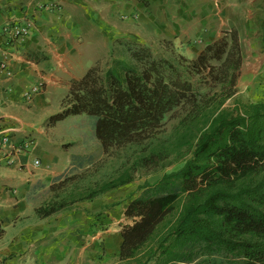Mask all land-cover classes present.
<instances>
[{"label": "trees", "instance_id": "obj_1", "mask_svg": "<svg viewBox=\"0 0 264 264\" xmlns=\"http://www.w3.org/2000/svg\"><path fill=\"white\" fill-rule=\"evenodd\" d=\"M241 60L237 42L225 37L186 64L145 43L118 39L110 58L74 79L62 109L49 116L51 126L71 115L96 116V137L108 151L141 142L166 113L191 103L168 139L77 198L93 200L129 184L140 168H156L171 155L183 161L129 197L124 214L133 222L121 229L119 247L125 264H186L199 249L223 250L238 257L237 264H264V101L234 98L224 105L236 92ZM205 71L222 84L220 91L196 89L191 76ZM65 201L54 200L38 213L64 209Z\"/></svg>", "mask_w": 264, "mask_h": 264}, {"label": "crops", "instance_id": "obj_2", "mask_svg": "<svg viewBox=\"0 0 264 264\" xmlns=\"http://www.w3.org/2000/svg\"><path fill=\"white\" fill-rule=\"evenodd\" d=\"M12 21H29L30 30L0 50L11 70L0 74V142L8 135V145L34 143L9 162L0 145V264H90L97 254L85 211H70L66 201L48 216L38 208L59 199L47 192L66 166L48 118L114 40L182 36L207 45L225 37L237 42L243 66L264 68V0H0V26Z\"/></svg>", "mask_w": 264, "mask_h": 264}, {"label": "rangeland", "instance_id": "obj_3", "mask_svg": "<svg viewBox=\"0 0 264 264\" xmlns=\"http://www.w3.org/2000/svg\"><path fill=\"white\" fill-rule=\"evenodd\" d=\"M122 38L145 43L155 53L168 57L179 64L188 63L205 47L202 43L192 39H190L191 42H184L182 36L169 39L153 38L148 42L129 37ZM122 38H117L110 43L106 53L98 61L104 64L110 58L112 49L117 45V40ZM211 62L219 66L221 61L212 60ZM259 72H264V68L243 66L241 60L239 74L236 78V92L234 97L227 99L224 105H233L234 98L243 101H264V79L256 80V75ZM191 77L199 92L213 93L221 90L222 84L214 81L211 78L212 75L208 74L207 71L193 74ZM61 107H63V101ZM190 107L189 101L182 102L166 113L160 127L153 131L150 136L142 139L141 142L113 147L108 151H104L96 137V116L89 114L71 115L58 123L56 130L61 136V138H57L59 140L58 150L60 156H64L66 166L64 172L53 180V186L48 190L47 198L51 196L64 198L66 203L71 205L68 208L70 211L82 210L86 212L89 219L86 224L91 236L89 243H98L99 246V250L97 254L92 256L90 264H125L119 255V247L115 246L113 241L116 235L121 236V229L125 224L133 222L132 218H128L124 214L129 197L132 193L139 192V186L145 181H155L164 172L181 166L183 161H176L171 155L156 168H140L136 172L134 180L129 184L110 189L93 200L80 201L77 198L89 189L98 187L100 183L116 177L125 166L130 165L137 155L148 152L150 146L168 139ZM79 202L83 203L84 207L80 204L77 205ZM237 261L238 257L223 250L201 253L199 249L193 260L186 264H237Z\"/></svg>", "mask_w": 264, "mask_h": 264}, {"label": "built area", "instance_id": "obj_4", "mask_svg": "<svg viewBox=\"0 0 264 264\" xmlns=\"http://www.w3.org/2000/svg\"><path fill=\"white\" fill-rule=\"evenodd\" d=\"M29 30H30L29 21L25 23L12 21L9 23L2 24L0 26V50L2 49L3 45H14L16 41L27 35ZM8 58H9L8 52L4 50L3 58L0 59V74H4V75L11 74V70L8 66ZM36 90L37 88L36 86H34V88H32L30 91H27L25 95L27 96L28 99H30L32 93ZM0 143H1L0 145L7 146L8 148L7 155L9 156V158L7 159V161L9 162L12 160V155L14 153L29 150L32 147L34 141L33 139L28 138L18 144L8 145L7 144L8 135H3ZM38 162L39 160H36V163ZM1 228H2V224L0 221V230Z\"/></svg>", "mask_w": 264, "mask_h": 264}]
</instances>
